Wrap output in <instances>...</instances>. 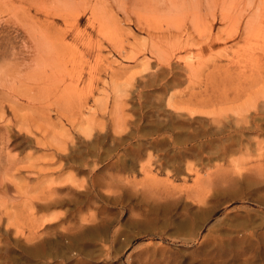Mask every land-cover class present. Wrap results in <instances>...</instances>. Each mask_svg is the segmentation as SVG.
I'll list each match as a JSON object with an SVG mask.
<instances>
[{
	"label": "rangeland",
	"instance_id": "rangeland-1",
	"mask_svg": "<svg viewBox=\"0 0 264 264\" xmlns=\"http://www.w3.org/2000/svg\"><path fill=\"white\" fill-rule=\"evenodd\" d=\"M0 77V264H264V0H0Z\"/></svg>",
	"mask_w": 264,
	"mask_h": 264
},
{
	"label": "bare ground",
	"instance_id": "bare-ground-1",
	"mask_svg": "<svg viewBox=\"0 0 264 264\" xmlns=\"http://www.w3.org/2000/svg\"><path fill=\"white\" fill-rule=\"evenodd\" d=\"M86 1V0H85ZM176 1V0H175ZM187 1V0H186ZM192 1V0H191ZM198 3V2H197ZM171 4H173V6L177 9L178 8V5H176L175 4V2H173L172 1V3ZM195 4H196V2H195ZM194 4V5H195ZM126 5V4H125ZM181 5H183V4H181ZM170 6V5H169ZM185 5H183V7H184ZM201 6V5H200ZM148 7V6H147ZM182 7V8H183ZM195 7V6H194ZM155 8V7H154ZM196 8V7H195ZM86 9V8H85ZM66 10V9H65ZM63 11V10H62ZM127 11V10H126ZM177 11V10H176ZM176 11H174V12H176ZM180 11V10H179ZM223 20L225 19L224 17L222 18ZM248 26H250V23H247L246 24V26H245V28H248ZM78 29V28H77ZM77 34V33H76ZM79 34V33H78ZM30 36L32 37V39H33V41L36 43V45H37V51H38V53L39 54H41V51H45V49L46 48H51V47H53L52 48V51H48V52H46V53H48V55H50L51 57L52 56H54V54L57 56L58 55V52H59V50L58 49H60V47H59V45L57 44H55L56 42H54V41H52V40H50V37H51V34L49 33V32H47V31H44V32H39V34L37 35L35 32H33L32 34H30ZM89 42V41H88ZM91 43V42H90ZM180 43H182V42H180ZM185 44V43H184ZM183 43H182V45H184ZM87 45V44H86ZM85 45V46H86ZM88 45H89V43H88ZM86 46L85 47V49H86V51H88L87 50V47H89V46ZM98 45V44H97ZM38 46H39V48H38ZM195 46V45H194ZM158 47V46H157ZM179 48V47H178ZM39 49V50H38ZM41 50V51H40ZM62 51H63V49H62ZM66 51L64 50V53H65ZM84 52H85V50H84ZM38 54V55H39ZM99 54V53H98ZM82 55L83 56H85V55H87V52L86 53H82ZM167 55V54H166ZM44 57V56H43ZM54 59V58H53ZM258 61V60H257ZM74 70H75V68H74ZM73 70V71H74ZM1 78V77H0ZM264 93V92H263ZM262 94V93H261ZM262 97V96H261ZM263 97H264V95H263ZM257 100H259V99H257Z\"/></svg>",
	"mask_w": 264,
	"mask_h": 264
}]
</instances>
